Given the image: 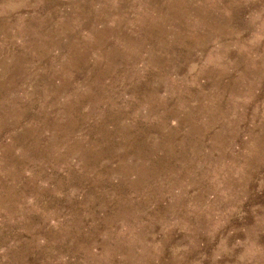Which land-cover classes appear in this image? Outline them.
<instances>
[{"label":"rangeland","instance_id":"374dc122","mask_svg":"<svg viewBox=\"0 0 264 264\" xmlns=\"http://www.w3.org/2000/svg\"><path fill=\"white\" fill-rule=\"evenodd\" d=\"M0 264H264V0H0Z\"/></svg>","mask_w":264,"mask_h":264}]
</instances>
